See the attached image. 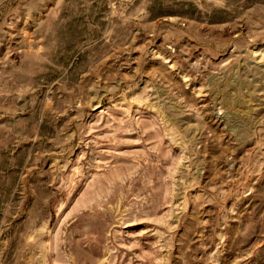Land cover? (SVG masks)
<instances>
[{
	"label": "rangeland",
	"instance_id": "rangeland-1",
	"mask_svg": "<svg viewBox=\"0 0 264 264\" xmlns=\"http://www.w3.org/2000/svg\"><path fill=\"white\" fill-rule=\"evenodd\" d=\"M0 264H264V0H0Z\"/></svg>",
	"mask_w": 264,
	"mask_h": 264
}]
</instances>
